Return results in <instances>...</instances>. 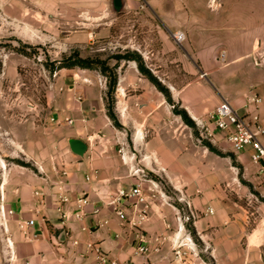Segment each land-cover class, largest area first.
<instances>
[{
	"label": "rangeland",
	"instance_id": "1",
	"mask_svg": "<svg viewBox=\"0 0 264 264\" xmlns=\"http://www.w3.org/2000/svg\"><path fill=\"white\" fill-rule=\"evenodd\" d=\"M118 4L0 0V264L16 263L26 235L15 213L19 202L10 201L11 214L7 201L66 164L69 137L81 125L68 118L83 115L95 157L111 168L116 161L125 175L133 164L146 169L134 178H144L150 203L141 229L158 248L152 264H264V197L232 146L190 114L196 126L187 125L174 111L183 109L176 98L167 102L138 67L141 60L175 96L195 76L189 62L199 68L192 54L209 48L214 62L245 39L248 60L264 68V0ZM178 30L186 33L182 43L173 36ZM125 54L139 60L116 57ZM71 55L105 60L109 68L62 67ZM113 73L118 80L109 93ZM256 228L262 238L252 247Z\"/></svg>",
	"mask_w": 264,
	"mask_h": 264
},
{
	"label": "crops",
	"instance_id": "2",
	"mask_svg": "<svg viewBox=\"0 0 264 264\" xmlns=\"http://www.w3.org/2000/svg\"><path fill=\"white\" fill-rule=\"evenodd\" d=\"M239 44L233 46L231 43L221 57H215L214 62L211 61L212 53L209 48L199 49L192 54L199 68H196L195 61L189 62L187 68L195 76L181 86L175 96L171 93L172 98H176L195 120L202 126L209 127L210 135L225 137L230 146L226 133L216 129L210 121L212 111L223 99L229 100L247 119L258 114L264 124V68L253 67L248 60L245 39L240 40ZM217 70H222V73L218 72L212 82L210 77ZM227 74L231 75V81ZM215 80L219 82L218 85ZM120 85L124 90L122 82ZM256 97L260 100L254 101ZM165 99L169 102L166 96ZM118 112L124 114L123 109ZM83 116H79L80 119L72 118L74 121L70 124L77 125L80 122L81 125L73 129L69 139L77 137L85 140L88 144L87 151L78 155L69 145L65 165H54L51 175L33 178L32 184L24 187L23 195H15L7 201L9 209H14L9 206L10 201L19 202L18 209H15L19 222L35 220L34 226L22 228L26 235L19 243L15 264H100L96 251L88 247L89 243L101 246L112 259L131 260L133 264H143L147 260L135 253L138 232L147 234L145 229L140 230L143 223L140 227H134L128 221H123L110 203L117 197L120 188L130 187L137 177L134 178L129 173L125 175L123 171L119 173L116 161L111 168L103 159L95 157L86 130L88 119ZM138 138L140 137H137V142ZM262 139L264 140V135ZM232 150L243 164L256 190L264 197V178L259 172L260 165L250 158L251 148ZM146 152L149 153L148 148ZM122 160L126 162L125 156ZM145 160L154 163L157 158L147 154ZM61 197L68 199L63 200ZM83 197H87L89 202L80 205L78 200ZM125 202L128 200L125 199ZM124 206L127 213L131 212L130 206ZM95 209L99 211L95 212ZM66 231L70 234L67 235ZM260 235L261 230L258 228L250 233L248 239L252 247L261 242ZM74 240H78V243H74ZM154 258L155 252H152V263L155 262Z\"/></svg>",
	"mask_w": 264,
	"mask_h": 264
},
{
	"label": "built area",
	"instance_id": "3",
	"mask_svg": "<svg viewBox=\"0 0 264 264\" xmlns=\"http://www.w3.org/2000/svg\"><path fill=\"white\" fill-rule=\"evenodd\" d=\"M173 36L178 43H182L186 39V33L182 30L176 31ZM253 100L259 101L260 98L256 97ZM73 121V119L68 118L69 123H73ZM210 121L214 124L216 129L226 133V137L235 151L251 148L250 158L253 162L260 165L259 172L264 178V140L262 139L264 135V124L260 116L256 114L250 119H247V117L240 113L229 100L223 99L212 111ZM206 129L210 133L208 126H206ZM130 172L133 176L137 175L138 178L139 176L141 177V175L142 177L147 175L145 167L134 164L131 166ZM138 178L130 187L120 188L117 197L110 202L114 205V210L120 219L128 221L134 227H140V225L148 219V211L150 209V203L144 194V183L141 180L144 178ZM61 198L63 200L68 199L67 197ZM125 199H127L130 204L131 212L129 213H127L124 206V204H127ZM78 202L80 205L82 203L87 204L89 200L87 197H83L80 198ZM98 211L99 209H95V212ZM8 212L13 214L14 210L8 209ZM19 225L21 228L34 226L35 220L29 219L20 221ZM66 234L68 235L70 233L66 231ZM137 238L138 242L135 245V253L147 258L143 264H152L150 255L152 252L157 251L158 248L155 246L152 247L151 244H149L143 231L138 232ZM74 243H78V240H74ZM88 247L96 251L100 264H133L131 260L120 261L118 259H112L101 246L89 243Z\"/></svg>",
	"mask_w": 264,
	"mask_h": 264
},
{
	"label": "trees",
	"instance_id": "4",
	"mask_svg": "<svg viewBox=\"0 0 264 264\" xmlns=\"http://www.w3.org/2000/svg\"><path fill=\"white\" fill-rule=\"evenodd\" d=\"M116 57H125L128 59H135L139 60L135 54H125V55H116ZM100 63V66L103 70H106L108 67L107 61L102 59H94V58H81V57H73L72 55L67 58V61H65V64L62 65V67H74L75 65H80L84 68H93L95 67V64ZM139 70L152 82L156 85V87L164 93L167 100L169 102H172L173 98L171 96V92L168 87H166L162 82L157 78V76L154 75V73L145 67V65L139 60L138 63ZM118 76L117 74L113 73L110 81V88L109 93H112L115 90L116 84H117ZM174 111L179 114L184 122L191 126L195 127L196 123L195 121L190 117L188 111L186 109H179L177 106H175ZM109 116L116 121V115L113 111V107L111 106L109 108Z\"/></svg>",
	"mask_w": 264,
	"mask_h": 264
},
{
	"label": "water",
	"instance_id": "5",
	"mask_svg": "<svg viewBox=\"0 0 264 264\" xmlns=\"http://www.w3.org/2000/svg\"><path fill=\"white\" fill-rule=\"evenodd\" d=\"M115 3L116 5H119L118 1L116 0H115ZM69 145H70L71 150L78 155H83L88 149L87 142L77 137L70 138Z\"/></svg>",
	"mask_w": 264,
	"mask_h": 264
},
{
	"label": "flooded vegetation",
	"instance_id": "6",
	"mask_svg": "<svg viewBox=\"0 0 264 264\" xmlns=\"http://www.w3.org/2000/svg\"><path fill=\"white\" fill-rule=\"evenodd\" d=\"M116 1H118V0H116Z\"/></svg>",
	"mask_w": 264,
	"mask_h": 264
}]
</instances>
